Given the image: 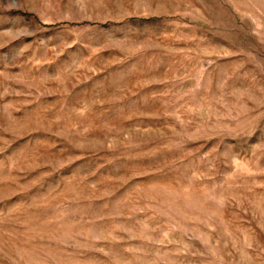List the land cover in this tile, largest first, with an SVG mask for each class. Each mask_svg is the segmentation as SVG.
Returning <instances> with one entry per match:
<instances>
[{
  "label": "rangeland",
  "instance_id": "rangeland-1",
  "mask_svg": "<svg viewBox=\"0 0 264 264\" xmlns=\"http://www.w3.org/2000/svg\"><path fill=\"white\" fill-rule=\"evenodd\" d=\"M0 264H264V0H0Z\"/></svg>",
  "mask_w": 264,
  "mask_h": 264
}]
</instances>
